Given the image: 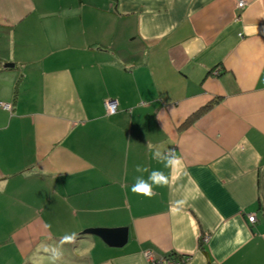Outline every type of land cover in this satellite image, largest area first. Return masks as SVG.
Wrapping results in <instances>:
<instances>
[{
	"label": "crops",
	"instance_id": "1",
	"mask_svg": "<svg viewBox=\"0 0 264 264\" xmlns=\"http://www.w3.org/2000/svg\"><path fill=\"white\" fill-rule=\"evenodd\" d=\"M146 251L264 264V0H0V264Z\"/></svg>",
	"mask_w": 264,
	"mask_h": 264
},
{
	"label": "water",
	"instance_id": "2",
	"mask_svg": "<svg viewBox=\"0 0 264 264\" xmlns=\"http://www.w3.org/2000/svg\"><path fill=\"white\" fill-rule=\"evenodd\" d=\"M8 67H13L14 64H6ZM84 234H93L100 237L105 243L112 247H123L129 240V228L121 227H91L83 231Z\"/></svg>",
	"mask_w": 264,
	"mask_h": 264
},
{
	"label": "clouds",
	"instance_id": "3",
	"mask_svg": "<svg viewBox=\"0 0 264 264\" xmlns=\"http://www.w3.org/2000/svg\"><path fill=\"white\" fill-rule=\"evenodd\" d=\"M153 158L154 159H159V160H167L168 163H171L172 158L171 157H166L164 153H162L159 150L154 151L153 153ZM136 171L137 172H145L148 171L147 168L142 167L141 165L136 166ZM164 180V176L159 170H152L149 172L147 179H145L142 175L137 176L135 178V184L133 185V190L143 192L145 195H151V189L154 184H159ZM64 239H71L70 236L64 237Z\"/></svg>",
	"mask_w": 264,
	"mask_h": 264
},
{
	"label": "built area",
	"instance_id": "4",
	"mask_svg": "<svg viewBox=\"0 0 264 264\" xmlns=\"http://www.w3.org/2000/svg\"><path fill=\"white\" fill-rule=\"evenodd\" d=\"M246 5V0H238V8L242 9L244 8ZM4 106L6 108H9L10 107V104H4ZM118 102L116 100H106L105 102V109H106V112L107 114H114L118 111ZM248 218H249V221L250 222H255L257 220V217H256V214L255 213H251L248 215ZM208 237H205V239H207ZM145 255L146 257L152 261V262H166L167 264H174L176 263V261L170 259V258H155L154 255L149 252V251H146L145 252ZM180 263V262H179Z\"/></svg>",
	"mask_w": 264,
	"mask_h": 264
},
{
	"label": "trees",
	"instance_id": "5",
	"mask_svg": "<svg viewBox=\"0 0 264 264\" xmlns=\"http://www.w3.org/2000/svg\"><path fill=\"white\" fill-rule=\"evenodd\" d=\"M217 101V99L215 100L214 99V101H211L210 103H208L206 106H204L196 115H198V114H200L202 111H205V110H207L208 108H210L211 106H212V104L214 103V102H216ZM192 119L193 118H190L189 120H188V122L187 123H191L192 122ZM204 238H205V236H203V240H204Z\"/></svg>",
	"mask_w": 264,
	"mask_h": 264
},
{
	"label": "rangeland",
	"instance_id": "6",
	"mask_svg": "<svg viewBox=\"0 0 264 264\" xmlns=\"http://www.w3.org/2000/svg\"><path fill=\"white\" fill-rule=\"evenodd\" d=\"M37 264V263H36Z\"/></svg>",
	"mask_w": 264,
	"mask_h": 264
}]
</instances>
